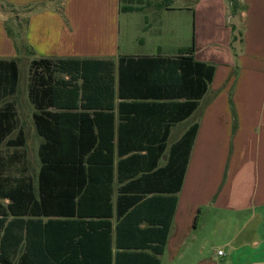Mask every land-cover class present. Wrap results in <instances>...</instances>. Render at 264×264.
<instances>
[{
    "label": "crops",
    "instance_id": "obj_1",
    "mask_svg": "<svg viewBox=\"0 0 264 264\" xmlns=\"http://www.w3.org/2000/svg\"><path fill=\"white\" fill-rule=\"evenodd\" d=\"M0 3L10 7L11 12L4 11L20 29L22 45L14 49L0 22V59L16 62L17 79L21 57L27 65L39 58L99 60L108 67L100 71L99 84H108L111 91L96 94L93 110L112 115V146H117L118 131L136 133L130 140L121 136V146L164 144L154 168L159 174L143 172L142 185L134 183L141 172L117 177L119 157L114 155L110 214L82 219L83 230L70 240L79 242L82 253H69L66 237L61 238V264L71 255L77 264H94L106 240L111 255L142 251L158 264H264V0ZM188 46L192 59L211 66L212 72L185 115L188 105L180 87L165 84L162 68L150 76V66H172L178 51ZM138 74L140 86L135 88ZM190 129L188 142L184 134ZM181 147L188 149L182 172L180 162L168 159L175 156L170 149ZM136 194L161 196L159 207L131 203ZM7 203L0 198V212ZM98 219L108 222L107 239L99 233L106 228ZM136 243L149 246L133 248ZM157 246L160 251L154 250ZM35 254L33 239L26 242L22 236L8 264H30Z\"/></svg>",
    "mask_w": 264,
    "mask_h": 264
},
{
    "label": "trees",
    "instance_id": "obj_2",
    "mask_svg": "<svg viewBox=\"0 0 264 264\" xmlns=\"http://www.w3.org/2000/svg\"><path fill=\"white\" fill-rule=\"evenodd\" d=\"M4 6L8 5L0 3V12L6 14ZM7 28L9 29L8 26ZM12 29L14 35L19 36L18 26L16 30L14 27ZM191 50L192 46L180 49L172 66L163 67L160 63L150 66V76H156L157 71L162 68L165 84L180 87L181 94L186 98L183 102L188 105L185 115L195 107V99L204 91V80L212 72L211 66L192 59ZM149 60L162 62L164 59L151 57ZM100 71L107 72L108 67L103 68L99 65V60L95 59L39 58L30 61L27 96L35 109L32 113L34 131L40 137L37 146L39 166L35 187L24 177L0 176V198L8 199L3 212H0L1 264L9 263V254L22 236L26 242L33 239L35 244L36 254L30 264H61L57 256L61 252L60 243L64 236L69 253L72 250L80 252L79 242L71 244L70 240L78 236L79 230H83L82 219L105 218L110 214L114 155L119 157L116 163L117 177L124 178L141 172L134 180L139 185L145 182L143 175L146 176L147 173L143 172L152 171L156 167V162L164 151L163 143L159 146L135 143L121 146V136L130 140L136 133L125 134L118 131L117 146H112V115L93 110L97 106V99L94 98L97 97L96 94L111 91L108 84H99ZM62 75H66V78ZM139 78L140 74L135 80V88L140 86ZM16 80V62L0 59V101L6 93L14 91ZM118 90H121V82ZM49 107L58 110L52 111ZM88 109L92 110L91 113ZM14 116L12 104L4 102L0 106V143L3 142L6 147L23 144L20 129H17L13 138L9 137L15 125ZM192 134L193 129L188 130L184 139L188 137L189 142ZM187 150L184 147L170 149L175 156L170 155L168 159L174 160L176 165L180 162V172L183 171ZM5 164V159L0 158V175ZM159 170L158 168L152 172L157 174ZM176 187L177 185L174 188ZM161 198L159 195L142 197L141 194H136L131 203L138 206L152 205L157 209ZM169 199L172 205L174 197ZM168 220L169 215H166L160 227L163 236L167 231ZM96 223L105 224L106 230L99 233L106 234L107 239L108 222L98 219ZM132 246L147 248L149 245L136 243ZM154 250L160 251V246ZM99 251L102 253L101 258L94 264H158L157 258L142 251L131 253L133 255H119L117 251L115 255H111L107 240L99 246ZM64 264H77L76 255L66 258ZM88 264H92V261Z\"/></svg>",
    "mask_w": 264,
    "mask_h": 264
},
{
    "label": "rangeland",
    "instance_id": "obj_3",
    "mask_svg": "<svg viewBox=\"0 0 264 264\" xmlns=\"http://www.w3.org/2000/svg\"><path fill=\"white\" fill-rule=\"evenodd\" d=\"M136 2L137 0H133ZM145 1V0H143ZM161 2V0H159ZM219 5L220 4H216ZM10 7L4 6L3 9L8 12ZM147 10V8H146ZM222 9L220 8V11ZM148 11V10H147ZM0 22L4 28L5 33L7 34L8 39H10L11 43L14 46V49H20L21 42L19 40V36L14 35V31L12 29L13 26L11 17L5 16L6 18H2V13L0 12ZM4 20V21H3ZM11 23V24H10ZM9 27V29L7 28ZM1 42V39H0ZM20 42V45H19ZM18 64V74L19 78L15 83V90L12 93H6L0 101V106L5 102H9L12 104L13 109L15 110V125L12 132L9 134V137L13 138L17 129L22 130L23 134V144L20 146H0V158L5 159L6 164L3 167L2 173L6 176L13 177H24L29 179L33 186L36 184V173L39 166V160L37 157V146L40 142V138L34 132V128L32 125V105L29 102L26 96V89L28 84V76L29 72V63L28 65L25 63V57H21ZM58 76V73L55 74ZM231 134V133H230Z\"/></svg>",
    "mask_w": 264,
    "mask_h": 264
},
{
    "label": "built area",
    "instance_id": "obj_4",
    "mask_svg": "<svg viewBox=\"0 0 264 264\" xmlns=\"http://www.w3.org/2000/svg\"><path fill=\"white\" fill-rule=\"evenodd\" d=\"M216 253H217L218 255H221V254H222V251H221L220 249H218V250L216 251Z\"/></svg>",
    "mask_w": 264,
    "mask_h": 264
}]
</instances>
